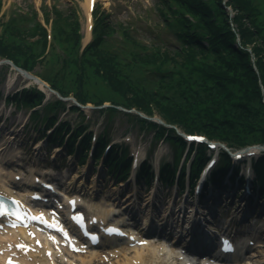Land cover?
<instances>
[{
	"label": "trees",
	"instance_id": "16d2710c",
	"mask_svg": "<svg viewBox=\"0 0 264 264\" xmlns=\"http://www.w3.org/2000/svg\"><path fill=\"white\" fill-rule=\"evenodd\" d=\"M161 4L159 10L165 18L164 25L180 42L178 46L169 43L165 47L149 48L131 36L127 27L115 28L107 15L97 9L92 40L81 53L70 56L57 45L70 50L77 48L79 20L73 10L66 13L54 5L49 11L54 15L52 40L40 22L30 28L12 19L0 36V57L31 72L37 63H45L43 67L50 64L43 73H36L37 76L62 96L71 95L81 103L89 101L86 87L96 85L102 92L98 91L92 103L112 104L106 108L109 116L117 111L115 105H120L147 115L157 114L167 124L205 134L229 146L263 144L264 0H226L224 3L222 0H161ZM226 7H230L232 16ZM20 20H23L21 15ZM116 31L123 34L124 42L119 45L111 41ZM33 37L37 39L31 41ZM128 58L131 59L128 61ZM137 64L149 68L141 79L128 73L139 69ZM150 64L156 66L150 67ZM164 64L170 67L161 68ZM195 76L196 80L191 81ZM174 81L176 84L172 86ZM168 89L171 91H166ZM41 98L42 94L33 87L13 97L23 106L39 104ZM62 107L63 101L59 99L47 102L40 122H49V113ZM71 108L78 110L74 105ZM124 114L142 127H153L156 135L161 132V125ZM36 116L35 112L30 115L31 118ZM58 130L53 131L52 137ZM170 132H174L173 129ZM169 139L178 154L181 140L171 135ZM84 142L80 141L78 151ZM201 156L198 149L192 157V173ZM105 160L115 162L110 167L115 175L119 174L123 160L112 154ZM255 166L264 188V153ZM143 172V169L138 172L139 177ZM163 180L167 182L169 177L166 175Z\"/></svg>",
	"mask_w": 264,
	"mask_h": 264
},
{
	"label": "rangeland",
	"instance_id": "374dc122",
	"mask_svg": "<svg viewBox=\"0 0 264 264\" xmlns=\"http://www.w3.org/2000/svg\"><path fill=\"white\" fill-rule=\"evenodd\" d=\"M1 1L2 2L0 8V36L4 31L6 23L11 21L12 19H18V21L16 22H18V25H21L22 27L31 28L34 27L36 22H40L44 28L45 27L47 28L45 29L47 31L49 40H52L51 39L53 35L52 24L54 20V15L51 12H49L52 6L55 5L60 10L65 11L66 13L67 12L70 13L69 11L73 10L76 14L77 19L79 20L78 35L80 36V44H78L75 50H70L67 47H61L57 45L58 48L64 49L70 56L74 55L75 53H81L82 49L86 45L85 43L88 40H90V39H88L87 41H85L84 39L81 40V37L82 35H85L87 30L86 28L89 23L88 15L90 14L91 25H93L94 13L97 9L102 10L105 13V15H107V18L110 19V21L113 23L115 28L118 29L120 25L127 27V32L129 31L131 36H133L139 43L149 48H152L155 45L160 47H165L169 43L178 46V43H180L179 41L176 40L174 35L164 25L165 18L162 16L159 10V8H162L161 0H95L94 4L96 8L94 10V13L92 10L91 11L87 10L86 7L87 0H1ZM225 1L226 0H222L223 3ZM226 8L229 11V15L232 16L233 12L230 9V7H226ZM20 15L23 18L22 21L20 20ZM122 35L123 34H121L119 31H116L111 35V41L119 45L121 41L124 42V40L122 39L123 37ZM35 39H37V37H33L30 40L34 41ZM249 49L250 48L247 47L248 51ZM58 50L59 49H56V53H58ZM129 59L131 58H128V61ZM56 60H58V57H56ZM252 61H254L253 58ZM51 63H53V61H51ZM43 65L37 63L33 68L32 73H43L45 68H48V66H50V64H47L48 66L46 67H43ZM137 66L139 69H132V71H128V73L132 75L133 78L141 79L142 77H145L147 75L145 73L149 68H146L145 65H140V64H137ZM155 66L156 65L154 64H150V67H155ZM160 67L169 68L170 66L168 64H164V65H160ZM196 78H197L196 76L191 77L190 80L195 81ZM175 84L176 82L174 81L172 83V86ZM32 85H35V83L32 80L23 77L21 74L13 71L5 63L0 62V93L1 94H4L7 91L10 94L17 89L31 87ZM86 89L89 90L88 102H94L97 97L96 95L98 94V91L102 92L96 85L86 87ZM166 91L169 92L171 91V89H168ZM2 99L3 98L1 95L0 114H2V116L6 115L7 122L5 121L4 126L0 127V130H2V133H0V139L8 145L7 148L15 149L17 150V152L20 151L23 154H25L26 157H28V155L30 154L29 157L32 156V158H35L34 156L37 155L36 157H39V159H37L39 163L37 166L32 167L33 170L39 171L43 167H48L47 169L48 171L50 170L53 171L55 174H60L64 178L68 179V181L69 180L72 181V184L76 186L80 184L81 178L83 176L84 181L82 180L83 188L81 189V191H90L89 186L91 184L90 183L91 178L95 177L97 181L94 182V185H97L98 187L97 186H93V187H97L98 189H101L102 195L105 198L103 202L106 206L113 203L111 200V196L115 198V194L117 191L118 192L127 191L130 192L131 194L136 193L135 195L137 196L136 200H138V202L140 203V213L146 211V203L144 201L147 198L146 196L147 193L146 192L142 193L143 186H141V182L138 181V183L134 184L125 180L124 182H122V185L119 184L118 182L114 183L115 178L110 174V172L109 171L106 172L103 166L100 167V163L102 161L101 159L95 165V167H93L91 164H87L86 161L76 164L74 156H69L68 160L63 163V167L61 169L56 168L57 170H54V166L58 164L60 161L58 155L59 153L55 155L54 158L56 159L51 160L50 162L48 160L43 159L44 155L46 154L45 153L46 150L41 142L37 147L38 150H33V148L31 150L28 148H24L23 142H25V138H30L31 141L36 140L35 138L37 137L38 134L36 129L33 127L40 120L42 110L41 108L37 107L39 108V111L37 113V119L32 120L29 118V114L31 113V110L28 107H22V108L18 107L17 109L16 105L13 103L12 104L9 103L10 105L7 104V106L4 105L3 107ZM82 110L83 112L81 115H79L77 112L59 111L57 114V118L58 120L68 121L69 123L71 122L74 123L75 120L77 121L81 120V123L82 124L87 123V129L95 132V134L102 130L112 131L113 135L116 136L114 140H117L119 142L127 141L128 147H133V146L138 147L140 154H145V152L148 151L149 147L152 149V143H153V146L155 145L156 147L157 145L158 153L156 154L154 152H150V156L155 155V156H159L158 159L161 158V160H165V161L170 160L171 150L169 148L168 143L166 141H162L161 139L160 140L163 143L152 139L151 138L153 134L152 129L140 130L136 121L128 120L122 113L115 112L109 117L107 111L98 112L94 109H82ZM8 128L13 129L14 135L12 134L9 135L6 133ZM22 130L24 131L22 132ZM35 144H37V142ZM255 153L256 154L254 156L258 157L259 150L256 149ZM41 157L42 159H40ZM68 161L69 164L71 165L70 168L68 166ZM9 170L13 172L15 169H9ZM97 172L99 174L98 176H97ZM122 188H126V189H122ZM248 189L250 190V194L247 196L248 199L252 200L253 197H255L256 198L255 203H259V201H262L261 199L262 197H264V195H261V192L258 189L256 191L254 186H250ZM174 190H175L174 186H172L171 189L170 188L168 189L169 192L168 198L173 199L174 201L175 200L180 201L181 196H179L178 198L174 196L175 193ZM166 191H167V187L161 186L159 184V188L157 190L155 199L158 198L157 200L160 205H162V203H160L161 200L164 199V197H162L163 192ZM241 191L242 189L237 191L235 197L231 198L232 202L230 203V205L228 203L227 206L235 210L237 209V207L241 202L240 198L237 197H239L242 194ZM85 199L86 201L90 202L89 199H87L86 197ZM227 201L228 199L225 200V202ZM93 206H97V204L94 203ZM258 208H259V204H256V206L252 207L251 209L253 210V212H256ZM216 209L219 210V212H223V210L228 209V207H224L223 201H221V203L216 206ZM253 214H252L253 217H257L255 225L258 227V229L262 230V232L258 234L260 240L258 244L262 247L252 249L250 251V254L252 256L253 264H264V210L261 213L262 215L255 213ZM99 251H104V249H100ZM74 260L76 264H81L79 258L75 257ZM115 261L118 262V260L115 259L114 261H112V263ZM165 261L168 264H171L170 263L171 259L166 258ZM88 264H104V263H101L99 261H92V263H88Z\"/></svg>",
	"mask_w": 264,
	"mask_h": 264
},
{
	"label": "bare ground",
	"instance_id": "6f19581e",
	"mask_svg": "<svg viewBox=\"0 0 264 264\" xmlns=\"http://www.w3.org/2000/svg\"><path fill=\"white\" fill-rule=\"evenodd\" d=\"M91 2L92 0H87L86 7L87 10L91 8ZM89 17V15H88ZM90 22V21H89ZM89 27L90 24L88 23L87 25V30H86V36L84 38L85 41L88 40L89 38ZM40 142L35 144L34 146L37 148L39 146ZM34 147V148H35ZM2 149V148H1ZM0 149V153H4L3 150ZM54 152H58V149L55 148L53 149ZM13 175V173H11ZM6 177V172L1 168L0 169V181L4 184V187L6 186L7 179ZM7 178V177H6ZM74 179V178H73ZM95 180V177L91 178V184L89 186V189L93 187V181ZM72 181H69L68 183H71ZM82 181H80V184L76 186V189L78 190L79 188L82 189L83 187L81 186ZM1 186V185H0ZM5 189H7L5 187ZM221 195H229L228 191H225ZM157 202L155 198H153L152 194H149L147 202ZM202 207H206L205 201L199 202ZM209 207L211 205V202L208 201L207 204ZM255 203L253 204V206ZM125 206H128V204H125ZM102 207H97L96 210L100 209ZM214 210V207H211ZM150 210V209H149ZM146 212L144 217L142 218L143 223L141 224L142 226L146 227L148 224H153L154 219L153 216H150ZM163 211V210H162ZM187 213V211H184ZM189 212V211H188ZM204 213V210L202 208H199L198 215L197 213L195 214V217L198 218L200 215ZM186 217H188V213L184 214ZM208 216L206 213L202 218ZM98 218L101 219L100 214L98 215ZM151 227V226H150ZM0 251H5L6 255H10V258H12L14 261H16V264H59V261L62 263L65 262V264H75L73 260L66 259L65 255H63V250L59 249L58 246H56V250L51 248L48 242H46L42 236L38 235L36 238L31 239L30 238V232H28L25 229L17 228L13 230H2L0 231ZM195 236H196V243H199L200 238L198 237L199 233L195 229ZM40 239H43V243L40 247L34 245V243ZM121 243V242H120ZM117 244L118 249H112L108 252L110 254L115 253L118 258V261L122 262H115V264H160V257L161 251H167L168 256L175 255L177 257V254H174L173 251H169L166 249L165 246L160 247V245H155L152 242H145L143 246H138L133 244L132 247H128V243L125 245L123 243ZM120 245V246H119ZM115 247V248H117ZM196 247H199L198 245ZM28 250L26 251V249ZM97 247H93L90 249V251H87L85 254L78 255V257H84L81 258L80 262L81 264H88V262H92L93 260H102L98 259L100 257V252L95 250ZM56 251V252H55ZM132 253V254H131ZM131 254V255H130ZM82 255V256H81ZM56 257V259H55ZM74 257V256H72ZM105 260V259H104ZM0 264H4V261L0 259ZM114 264V262H113ZM250 264V263H248ZM252 264V263H251Z\"/></svg>",
	"mask_w": 264,
	"mask_h": 264
},
{
	"label": "water",
	"instance_id": "95a60500",
	"mask_svg": "<svg viewBox=\"0 0 264 264\" xmlns=\"http://www.w3.org/2000/svg\"><path fill=\"white\" fill-rule=\"evenodd\" d=\"M4 61L7 62V63H9V64H10V65H11L16 71L22 73L24 76L29 77V78H32V79H34L35 81H37V82H39V83H41V84H43V85L46 86V84H45L42 80H40L38 77H36V76H34V75H31V74L27 73L26 71H24V70H22V69L16 67V66H15L11 61H9V60H4Z\"/></svg>",
	"mask_w": 264,
	"mask_h": 264
},
{
	"label": "snow or ice",
	"instance_id": "6c2138e0",
	"mask_svg": "<svg viewBox=\"0 0 264 264\" xmlns=\"http://www.w3.org/2000/svg\"><path fill=\"white\" fill-rule=\"evenodd\" d=\"M3 211V207H2V205H0V212H2ZM16 215L19 217V213H16ZM34 218H38V217H34ZM108 231H110V232H113V231H115V232H118V229H112V228H110V229H108Z\"/></svg>",
	"mask_w": 264,
	"mask_h": 264
}]
</instances>
